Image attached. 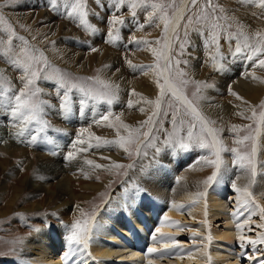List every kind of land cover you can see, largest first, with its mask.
Masks as SVG:
<instances>
[{
	"label": "rangeland",
	"instance_id": "rangeland-1",
	"mask_svg": "<svg viewBox=\"0 0 264 264\" xmlns=\"http://www.w3.org/2000/svg\"><path fill=\"white\" fill-rule=\"evenodd\" d=\"M165 2L171 3L172 0H165ZM181 2L182 0H175L174 7L168 9L171 18L173 11ZM207 2L208 0H198L195 6L190 2L182 23L177 29L179 41L173 39L171 56L174 59L188 61L187 64L179 65V68L187 73L185 78L213 85V87L201 88L200 94L204 98L196 103L207 119L216 121V124L211 125L222 130L219 136L225 144L230 148L239 147L243 151L251 142L237 145L235 141L237 138H243L249 134L250 129L244 126L252 125V129H256V123L248 117L252 115V108H255L257 113L262 110L259 106L261 102H264L262 99L264 95L258 101H255L256 99L253 101L247 96L243 97L239 94L234 89V85L239 82L238 80L244 79L243 77L250 78L253 75L254 77L261 75L259 79L264 78V68L258 66V60L264 59V54L254 57L253 60L245 58L249 54L247 51L236 55L237 44L243 45V36L238 37L236 33L241 26L250 37H254V33L257 31L264 32V7L258 3L249 4L246 0H211L212 5L219 6L215 15L221 17L219 22L224 26V30L217 29L219 33L217 46L211 39L213 30L210 23H194L188 27L187 36L184 32V26L188 23L189 16H192L195 21L196 17L193 16V12L199 13ZM0 4H3V0H0ZM87 8L89 22L98 29L96 32L85 28L78 19L70 18L67 15V11L70 9L61 7L60 12L52 10L49 0H13L12 3L0 8V12L13 26L17 35L25 37L27 46L35 55L38 56L42 51L49 61L47 68L41 65V79L37 81V86L42 89L39 99L47 101V104L44 105L45 111L41 115L48 122V127L45 132L39 133L35 142L30 137L37 135L40 125L33 122L27 130H24L23 123L18 117H13L6 112L4 107H0V134H2L0 135V263L11 264L7 259V256H11L16 259V262H12V264H19L22 260H24L23 264L24 262L25 264H38L37 258H41L42 246L38 242L35 229L48 228L47 231L52 232L56 227L70 226L77 220L92 217L102 205L107 204V207L104 208V213L99 216L96 228L91 234L92 237L88 242L89 250L98 238L96 232L102 226L110 225L112 222V210L121 213L125 219H128L129 210L131 212L134 209L136 211L134 213L141 217L140 207L143 205L149 209V212L146 210L148 213H152L154 206H160L162 211L156 212L157 215L160 213L159 220L156 219V221L167 222L164 219V214L167 211L165 205L175 206L177 204L184 205V207H177L180 209L179 218H170L175 225L167 234L175 237V242L179 247H172V240H169L170 243H167L166 246L161 245L162 243L159 244L161 246L157 244L156 249H159L160 252H157L151 261L152 264H258L260 259H264V244L251 246L247 245L245 241L244 246L241 247L239 237L243 235L253 240L258 239L264 233V227H260L264 224V212H261L254 204L241 207L240 193L236 192L231 184L235 183L237 187H245L249 185L250 179L246 184H239L240 180L245 181V174L233 163L234 154L224 153L231 160L228 173L223 177V180L229 183L220 181L205 185L203 181L215 171L213 167L206 165L205 168L198 171L199 184L202 187L193 190L191 199L186 198L189 199L186 200L183 197L182 200L181 196L179 197L181 200L177 201L174 190L181 181V174L186 170L181 167L179 173L175 172L174 158L178 153H181L188 161L191 157L189 162L195 165L201 162L202 156L212 157L207 149L192 147L189 150H182L178 145L173 147L165 143L169 139V133L173 132L171 123L173 109H170L168 104L169 102L175 104V102L170 95H166L161 102V115L154 117L152 124H144L141 128V123L147 121L148 117L156 111L154 104H148L145 101H155L159 96L158 77L148 68L141 71L139 68L130 67L128 61L130 60L134 65L146 66L156 62L151 48L160 49L164 44V39H162L164 37L163 23L158 19L149 23L147 13L151 9L141 10L138 8L137 16L133 19L131 9L127 5L117 11L113 8V0H99V2L98 0H87ZM209 11L211 12V9ZM92 13H96V15ZM113 15L121 16L125 20V24L113 26L110 23ZM225 15L228 17L227 20L223 19ZM140 24H143L144 27L140 28ZM229 24L232 26L231 28H227ZM4 27V24H0V39L5 42L0 43V77L6 78L14 90L18 91L24 84V81L21 80L24 70L18 69L4 56L8 40V35L3 32ZM113 27L118 30L122 39L109 42L107 33ZM194 28H200L202 31L197 33L193 30ZM229 32L233 33L231 38H229ZM133 38L148 41L149 44L132 43ZM156 41H160V43L158 44ZM181 42L186 45L182 56L178 54ZM23 44V41L13 39V56L19 55L26 59L25 54L21 52ZM92 48L97 51H92ZM221 64L223 70L218 68V65ZM61 73L66 74L65 80L68 86L76 85L69 93L70 111L64 113L61 108V98L67 91V87L62 85L59 80ZM44 76L50 78L44 79ZM89 77H98L113 85H119L118 89H114L117 99L112 104H108L105 100L86 98L84 92L80 90L81 87L95 90L103 88L94 80L86 79ZM250 79L251 81L248 80L250 83L256 80ZM259 79L256 82L264 81V79H260L261 81ZM225 80L228 83L222 87L221 82L223 83ZM160 82L162 83V80ZM231 86L233 87L231 88ZM133 89L139 95H134ZM195 89L196 85L194 84L190 83L187 86L186 94L189 98H192ZM57 93L60 95L58 96ZM81 99H87L88 102L83 105V111L78 116L75 112L77 108L81 107L79 104ZM129 101H132L131 107L128 105ZM93 104L100 107L98 112L100 120L102 116L108 115V121H101L99 124L96 122L82 124L85 118L96 117L92 108L95 107ZM175 106L179 107V105ZM141 108L145 111H141ZM164 112H167L166 116L163 115ZM3 113H7V116L9 114L10 117L6 118ZM116 117L120 119L117 120ZM181 118L185 120V123L177 135L187 139L190 118L184 116L181 110L180 116L177 117L178 127ZM121 122L130 125L132 129L141 128L142 132L150 131L149 137H140L141 147L140 142L129 146L132 155L115 144L89 147L90 133L106 140H116L119 136L126 137L129 130L121 127ZM112 124H115L116 127L110 126ZM232 125H240V131L232 132ZM117 128H119V132H117ZM21 131H23V135H18ZM192 131L194 135H199V125L197 124V127ZM252 134L256 135V132L252 131ZM64 135L67 137L65 138ZM23 136L29 141L21 143L18 139ZM45 137L48 139L46 140ZM78 138L85 143L76 144L74 148L73 145ZM67 142L69 143L68 147H63ZM90 143L95 145L97 142L92 138ZM137 147H139L141 155L135 154ZM259 147L262 152L264 140H261ZM80 148L87 150L78 151ZM156 148H160L161 151L157 152ZM70 151L75 152V158L71 160L67 159V153ZM260 158L264 162V157ZM42 160L58 163L64 168V183H66L68 191L75 195L73 201L68 196L58 197L57 194H60L58 183L61 178L49 177L46 179L47 175L39 169V163ZM88 161H92L93 164H89ZM114 161L124 165L132 164L134 167L115 169L111 167ZM179 164L181 163L177 162L176 165ZM95 165H104L105 167H96ZM257 169L259 170H257L256 183L251 185L250 191L255 197V202L259 204L260 208H264V174H261V166ZM162 174H167L170 182L164 191L166 192L164 196L168 197L170 192L172 194L168 199L162 198L164 200L152 196L154 191L152 188L158 186L159 175ZM31 181L41 187L49 185L53 193L45 192V190L34 191L29 185ZM135 186H139L141 192L136 194L135 200H133ZM125 189L128 191L126 192ZM201 192L206 195L198 197L197 193ZM152 197L159 201L157 202ZM216 197L223 198L226 216L219 214L218 207L211 206ZM200 201L201 205H197L196 203ZM129 204L132 206L129 207ZM40 206L42 207L40 208ZM191 207L203 210V219L191 221L189 215ZM65 209L69 213L65 214ZM237 225H243V227L238 228ZM227 227H232L230 230H233V234L223 237L225 231L228 230ZM160 231H156L155 236L158 237ZM193 233L196 234L195 237H193ZM66 235L61 238L62 245L55 248L56 256L58 255V259L63 257V264H70V260L72 264L74 255L80 254L81 256L87 250L81 248L80 251L76 249V246H71V252L74 255L66 260L64 254L71 250L66 243ZM209 236L211 240L208 239ZM18 239H22L23 242L12 243ZM29 242L31 244L28 245ZM197 250L201 252V256L187 262L185 260L188 257L186 253H193ZM205 254L212 258L206 261ZM117 255L120 254H115L111 258H97V260L91 258L92 260H87L86 264H115ZM249 256H255L257 259H248ZM223 260L224 262H222Z\"/></svg>",
	"mask_w": 264,
	"mask_h": 264
},
{
	"label": "snow or ice",
	"instance_id": "snow-or-ice-1",
	"mask_svg": "<svg viewBox=\"0 0 264 264\" xmlns=\"http://www.w3.org/2000/svg\"><path fill=\"white\" fill-rule=\"evenodd\" d=\"M13 0H3V4H0V8H2L6 4L12 3ZM99 2V0H98ZM198 0H191L193 6L197 4ZM249 4H256L258 3L261 7H264V0H246ZM49 5L52 10L56 12H60L61 7L64 9H70L67 11V15L70 18L78 19L79 23L83 25L85 28L91 29L93 32L98 31V29L89 22V10L87 8V0H49ZM127 5L131 9L132 18L135 19L137 16V9L147 10L148 11V21L151 23L154 19H158L163 23L164 26V39L165 43L162 45L160 49L151 48L153 55L156 57V62L153 65H134L129 60L128 64L130 67L137 69L139 68L143 71L145 68H148L150 71H153L154 74L158 77L157 84L160 89L159 96L155 101L146 100L145 102L148 104H154L156 111L152 113L148 117L147 121L141 123V128L144 124H152L153 118L156 116L161 115V102L162 99L166 95H170L172 100L175 102H169L168 107L173 109V115L171 119V123L173 124V132L169 133V139L165 141L166 144H170L173 147L176 145L179 146L182 150H189L192 147H199L202 149H207L210 153V156L213 158H209L208 156H202L200 160L205 163L206 165L213 167L215 171L212 172L210 176L207 177L203 183L205 185H211L213 183H219L224 175L228 171V164L227 161L224 159V153H232L234 154V161L233 163L245 173H247L251 179L249 181V185L245 187H237L235 183L231 184V187L235 189L236 192L240 193L241 198V207L254 204L255 207L259 208L261 212H264V208H260L259 204L255 202V197L253 196L252 191H250V187L252 184L256 183V176H257V135H253L252 131H255L257 134L259 133V127L256 129H252V125H246L244 127L250 129L248 135L243 136V138H237L235 143L237 145L245 144V142H251L250 145L247 146L246 150H241L239 147H228L225 142L220 138L219 133L222 131L221 129L209 127L210 124H214L215 121H211L207 119L203 113L200 111L198 104L196 101L203 99L204 97L200 94L201 88L203 87H213V85H208L205 82L194 81L188 78L187 73H185L182 69L179 68L181 63L187 64V60H179L174 59L171 55H165V49L171 51L170 45L168 43V32L169 27L172 24V18L169 16L168 9L174 7L175 0H172L171 3H166L165 0H113V8L117 11ZM219 6L212 5L211 0H208L207 4H205L199 13L193 12V16L196 17L195 21L193 20L192 16H189L188 23L184 26L185 36L188 35L187 29L189 26L201 23H210L212 32V42L217 44L218 46V38L219 33L217 29L224 30V26L220 24L221 17L219 15H215L216 9ZM211 9V12L209 11ZM220 11L222 12L223 9L221 8ZM96 15V13H92ZM183 12H181L180 17L177 20L176 28L173 29L174 32V39L179 41V32L176 29L179 28V19H183ZM223 19L227 20L228 17L225 15ZM110 23L115 26L117 24L123 26L125 24V20L121 16L113 15L111 17ZM0 24H4L5 27L3 32L8 35V40L6 42L7 47L4 49V56L8 58L14 66L18 69L22 68L24 70V75L21 77V80L24 81L23 87L18 91L14 90L13 86L9 83L6 78L0 77V107H4L6 112H8L13 117H18L22 123L24 130L28 129V126L35 122L36 124L40 125L37 130V135H32L30 138L33 142L38 139L39 133H43L46 131L48 127V122L43 119L42 113L45 111L44 105L47 104V101H43L39 99V93L42 92V89L37 86V81L41 79V72L42 68H47L49 66V61L44 56V53L41 51L39 55H35V53L27 46V41L25 37L18 36L16 31L14 30L13 26L7 21L5 16L2 12H0ZM159 26V25H157ZM140 28H143L144 25L140 24ZM232 26L229 24L227 28H231ZM194 31L200 33L202 30L200 28H194ZM233 33L229 32V38ZM236 35L243 36V45L237 44L235 49V54L239 55L245 51L249 54L245 56L248 60H253L254 57H258L261 54H264V32L257 31L254 33V37H250L246 32L243 30V26L238 28ZM107 37L109 42H116L122 37L118 34V30L113 27L108 33ZM19 39L23 41L24 44L21 47V52H23L26 56V59L21 58L19 55L13 56L12 55V41L13 39ZM132 43H145L149 44L148 41H140L133 38L131 41ZM0 43H5L2 39H0ZM156 43H160V41H156ZM180 52L179 55H184L185 50V43L181 42L179 44ZM92 51H97V49L92 48ZM215 61V57L213 58ZM163 62V64L161 63ZM214 66H217L214 64ZM258 66L264 68V59L258 60ZM220 70H223V65H218ZM64 73H61L59 76V80L62 85L67 87V91L64 93L62 99L61 108L67 112L70 111L69 106V93L72 91V88L76 87V85L68 86L65 80ZM44 79H49L50 77L44 76ZM259 79V77H254ZM88 80H94L96 83L103 86L102 90H95V89H85L81 87V91L84 92L85 97H90L93 100H105L108 104H112L115 99H117L116 92L114 89H118L119 85H113L111 82L100 80L98 77H89L86 78ZM161 79L163 82L161 83ZM196 85L195 91L192 93V98L186 94V88L189 84ZM134 95H139L135 93L133 89ZM233 95H237L236 93H232ZM59 96L60 94L57 93ZM87 99H81L79 104L81 106L87 104ZM129 107L132 106V101L128 102ZM175 105H179L176 107ZM262 110L257 113L255 108H252V115L248 117V119L253 120L257 125H264V102H261L259 106ZM141 111H145V109L141 108ZM181 110L183 111L184 116L190 118L188 122V130H187V139L183 136L177 135L178 132L182 130L183 124L185 120L181 118L179 120V127L177 117L180 116ZM111 115V113H109ZM163 115H167V112H164ZM243 115V113H240ZM109 116L105 115L101 117V120H97L96 123H101V121H108ZM119 120V117H116ZM199 125V135H194L193 129ZM112 127H116L115 124L110 125ZM121 127L128 129V135L119 136L116 140H106L101 137L95 136L94 134H89L90 141L92 138L96 140V144L92 145L89 141V147H104L107 145H118L121 148H124L126 151H129V155H132V151L129 150V146L132 144H138L140 142V137H149V132H142L141 128L132 129L130 125L123 124L121 122ZM240 125H232V132L237 133L240 131ZM117 132H119V128H117ZM18 135H23V131L18 133ZM47 140L48 138L45 137ZM51 142V141H48ZM85 142L81 139H77L74 143L73 147L75 148L76 144H84ZM148 146V145H145ZM155 147V145H152ZM250 149V150H248ZM85 148H80L78 151H86ZM157 152H160V148H156ZM136 155H141L139 147L135 150ZM146 155V153H144ZM75 158V152H68L67 159L71 160ZM89 164H93L92 161H88ZM96 167H105L104 165H95ZM112 168L115 169H123V168H131L134 165H124L121 163L114 162L111 165ZM261 174H264V162L261 163ZM127 192L128 190L125 189ZM141 189L139 186H135V191L133 193L132 199L135 200L136 194L140 193ZM206 193L201 192L197 193L198 197H203ZM129 207L132 205L129 204ZM179 208H183L184 205H177ZM165 220L169 218L167 216L164 217ZM91 217L83 220H77L74 224L70 226H66L68 229L66 235V243L69 245L70 249L71 246H76L77 250L87 249L88 242L90 239V233L92 232L93 227L95 225L90 223ZM238 228L243 227V225H237ZM260 227H264V224L260 225ZM37 232L41 231V229H35ZM157 232L159 229L156 230ZM196 234L193 233V237ZM153 240L157 239H169L173 241L172 247H179L178 244L175 242V237L166 234L160 233V236L157 237L153 235ZM211 240V237H208ZM246 241L247 245L255 246L257 244H264V233L260 235V237L256 240H253L246 236H240L239 242L241 247L244 246V242ZM22 239H18L13 241V244L22 243ZM15 251V249H13ZM149 254L160 252L159 249L156 248H148L147 249ZM65 259H69L71 255L74 253L71 250L68 253H65ZM246 255V253H245ZM20 259L19 257L17 258ZM248 259H257L255 256H249ZM149 264H152L149 261ZM258 264H264V259H260Z\"/></svg>",
	"mask_w": 264,
	"mask_h": 264
},
{
	"label": "bare ground",
	"instance_id": "bare-ground-1",
	"mask_svg": "<svg viewBox=\"0 0 264 264\" xmlns=\"http://www.w3.org/2000/svg\"><path fill=\"white\" fill-rule=\"evenodd\" d=\"M190 2H191V0H182V2L173 11V13L171 15L172 16V24L170 25L169 32H168V43L170 45V48L172 46L173 39H174L173 29L176 28L177 20L180 17L181 12H183V17H184V14L186 13V10L190 6L189 5ZM182 20L183 19H179V25H181ZM176 31H177V29H176ZM164 43H165V41H164ZM65 50H67V49H65ZM171 50H172V48H171ZM165 55H171V51H169L168 49H165ZM253 73H255L254 70H253ZM236 74H238V73H236ZM243 78L244 79H242V80L241 79L238 80L239 82L236 83V85H234V89L237 90L238 93L241 94L243 97L244 96H247L248 98H250L253 101H254V99H256L255 101H258L264 95L263 94L264 93V88H263L264 81H262V82H259L258 81L259 83L256 82V80H258V79L254 78V75L252 77H250V78H254V80L256 79L252 83L248 82V80L251 81L250 78H248V77H243ZM260 79L263 80L264 78L262 77ZM162 82H163V80H162ZM227 83H228V81H226V80L223 83L221 82L222 87H224ZM232 87L233 86H231V88ZM262 99H264V98H262ZM93 106H95V107H92V108H93V112L96 114V117H87L84 120L82 119L83 120L82 121V124L83 123H87V122L93 123V122H96L97 120H100V118H99L100 116H99V113H98L99 110H100V107L97 104H93ZM83 108H84V106H81V107L77 108V111L75 113H77V115L80 114L83 111ZM61 111H63V110H61ZM64 112L65 111H63V113ZM201 112H203V111H201ZM70 115L73 116V114H70ZM4 116L7 118L9 116V114L7 116V113H5ZM74 123H76V122H74ZM256 126L259 127V133L258 134L256 133V135H257V140H256V144H257V156H256V160H257V167L260 168L261 163H262L260 157L261 156L264 157V147H263V150L261 152L259 145L261 143V140L262 141L264 140V125H257L256 124ZM209 127H213V126L210 124ZM0 135H2V134H0ZM59 137H60V135H59ZM66 137L67 136H65V138ZM18 140L21 143H24V142L26 143V142L29 141V139H26L25 136L21 137V139H18ZM141 143H142V141L139 143L140 144V147H141ZM68 144L69 143L67 142L63 147H68ZM60 149H62V148L60 147ZM53 150H55V149H53ZM41 156H42V154H41ZM223 156H224V159L227 161L228 170H229L231 160L226 155L223 154ZM40 158H43V157H40ZM174 160L175 161L173 163V168L175 169V172H178V171L180 172L181 167H182V169L186 170V171H184L181 174V181L178 184V186L175 187V190H174L175 193L174 194L177 195L176 196L177 197L176 199H177V201L181 200L179 198L181 196H182V200H183V197H185L184 199H186V198L191 199V197L193 196V193H194L193 190L196 189V188H201L202 187L199 184V174H198L199 172L198 171L200 169H203V167L205 168L206 167V164L205 163H201L202 161L200 163H198V164H195V165L194 164H191L189 162L191 160V157H190V159L188 161V160L185 159L184 155L181 154V153H178V155L174 158ZM260 161H261V163H260ZM177 162H180L181 164H179V165H181V166H179V165L177 166L176 165ZM39 169H40L41 172H44V174L47 175L46 179L49 178V177H54L56 179L57 178H61L60 181H59L60 183H58L59 184L58 185V191L60 193V194H57L58 197L59 198H63V196H68L73 201V199L75 198L74 197L75 195H73V193L71 191H68V189L66 187V183H64L65 180L63 178L65 177V174H64V171L65 170H64V168L60 164H58V163H51L49 161L42 160L39 163ZM257 170H259V169H257ZM241 171L243 172V174H245V181L240 180V183L239 184L240 185H243V184H246L247 181H249L248 179H251V177L247 173H245L243 170H241ZM227 173H228V171H227ZM65 179H67V178H65ZM221 181H223L225 183L228 182V181H224L223 179ZM169 183L170 182L168 181L167 174L166 175L165 174L159 175V184H158V186L156 188H154V187L152 188L151 187L154 190L152 196L153 197H157L160 200L168 199V197L170 195H172V194L170 192V194H169L168 197L167 196H164V195H166V192H164V191L168 188ZM26 185H27V183H26ZM29 185H30V187L32 186V188H33L34 191L45 190V192H51V193H53V191L50 189L49 185H46L44 187H41V186H38L37 184H35L33 181H31V183ZM255 190L258 191L257 189H255ZM173 196H175V195H173ZM162 198H164V199H162ZM172 198H174V197H172ZM112 199H113V196H112L111 200ZM153 199H155V198H153ZM189 199H186V200H189ZM135 203H137V202L135 201ZM204 203H202V204H204ZM196 204L197 205L198 204L201 205V201L200 202H197ZM106 205L105 206L102 205V207L98 210V212H96V214L91 217L90 223L93 224V225H95V227H93L92 232L90 233V237H92L91 234H93V230H94V228H96L97 220H98L99 216H101V214L104 213V211H105L104 208L107 207ZM161 205H163V204H161ZM224 205H225V202L223 201V198L216 197L214 199V201L212 202V205L211 206L212 207H215V208L218 207L220 209L219 214L221 216H223L225 214L224 216H226V210H225ZM41 207L42 206H40V208ZM108 207H109V205H108ZM198 207L201 208V209H203L201 206H198ZM165 209L167 211L165 210L166 213L164 214V217L167 216L169 218L167 220V222L166 221H162V220H161L162 222L161 221L160 222L156 221V219H158L159 218V215H160V213H159V215H157L156 212L157 211L158 212H161L162 211V208H160V206L159 207L158 206H154L152 213L151 212L148 213L149 212V209L147 208L146 205H143L142 207H140V211L142 212V216L141 217H139L138 215H136V213H134V211H135L134 209H132L131 212L129 210L128 219H125V217L123 215H121V213L116 212L115 210H112L111 211L112 222L110 223V225L102 226L99 229V231L96 232L97 235H98V238L94 241L95 242L94 243V246L90 247V250L88 248L85 249L87 251L84 252L85 254H82L81 253L82 254L81 256H80V254L74 255V261L72 262V264H81V263L86 264L87 260H90V261L92 260L91 258H94L95 260H97V258H102V259H104L106 257L111 258L115 254H120V255H117V257H116L117 259H116L115 264H149V261H152L155 258V255L157 253L149 254L148 251H147V249L148 248H156V245L157 244L159 245V244L162 243L161 245L166 246L167 243H170V242H168L169 239H163V240L157 239V240H153L152 237H153V235H155L157 233L156 230L159 229V231L161 230L160 233H166L167 234L174 227V225H175V224H173V220L171 221L170 218L176 219V217L177 218L180 217V209L177 208V204L175 206H173L172 204H170L169 206L168 205L167 206L165 205ZM146 210H148V212ZM64 211H65V214L69 213V211H67L66 209ZM189 215H190L191 221L193 219H196L197 221H199V219H203L204 211L203 210L202 211L201 210H197V208H195V207H191V209L189 211ZM62 218H64V217L62 216ZM46 221H47V218H46ZM49 223L51 224V222H49ZM227 229L228 230L225 231V233L223 234L224 235L223 237H229L230 235L233 234V230H230V229H232V227H227ZM47 230H48V228H41V231L37 232V234H36V237L39 239L38 242L40 243V246H42V255H41V258H37L36 257L38 259V264H63L64 263V262H62L63 261L62 260L63 257H62V259L61 258L60 259L57 258L58 255L56 256L57 250L55 248L62 245L61 238L64 237L67 234V229H66V227H64V228H62V227H56L52 232H48ZM160 233H159L158 237L160 236ZM29 244H31V243L29 242L28 245ZM161 245H159V246H161ZM29 248H30V246H29ZM66 249H67V247H66ZM71 251H72V249H71ZM121 253L124 254V255L125 254H127V255H125V256L123 255V257H122V254ZM200 254H201V252H199V250H197V251H195L193 253L192 252H188V253H186V255L188 257L185 260L187 262H190L191 260L193 261L194 258L200 257L201 256ZM205 255H206V259H205L206 261H209L212 258V257H209V255H207V254H205ZM7 257H8L7 258L8 261H10L11 264H12V262H16L15 257H11V256H7ZM118 260L120 261V263H119ZM23 261L24 260H22V262H21L22 264H23ZM222 262H224V260ZM21 263H19V264H21ZM24 264H25V262H24ZM28 264H30V263H28ZM70 264H71V260H70ZM226 264H231V263H226ZM234 264H238V263H234Z\"/></svg>",
	"mask_w": 264,
	"mask_h": 264
}]
</instances>
